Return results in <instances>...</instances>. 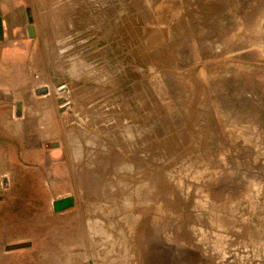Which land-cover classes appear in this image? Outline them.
I'll return each mask as SVG.
<instances>
[{"label":"rangeland","instance_id":"374dc122","mask_svg":"<svg viewBox=\"0 0 264 264\" xmlns=\"http://www.w3.org/2000/svg\"><path fill=\"white\" fill-rule=\"evenodd\" d=\"M27 12L47 92L29 151L14 146L0 177V264H252L264 0H29Z\"/></svg>","mask_w":264,"mask_h":264},{"label":"crops","instance_id":"0c3cea01","mask_svg":"<svg viewBox=\"0 0 264 264\" xmlns=\"http://www.w3.org/2000/svg\"><path fill=\"white\" fill-rule=\"evenodd\" d=\"M28 2L0 0V173L5 171L0 177L8 176L6 166L15 161L14 146L29 151L28 116L31 112L39 116L40 106L44 108V95L36 93L44 77L33 75L44 73L43 52L29 42ZM32 137L40 138L39 132L35 130ZM252 260V264H264V242L253 247Z\"/></svg>","mask_w":264,"mask_h":264},{"label":"water","instance_id":"95a60500","mask_svg":"<svg viewBox=\"0 0 264 264\" xmlns=\"http://www.w3.org/2000/svg\"><path fill=\"white\" fill-rule=\"evenodd\" d=\"M29 33H30V28H29ZM46 89H39L36 93L38 94V95H44V94H46Z\"/></svg>","mask_w":264,"mask_h":264}]
</instances>
